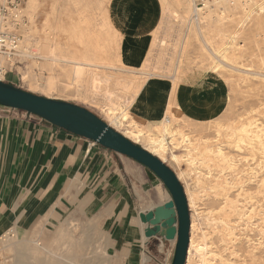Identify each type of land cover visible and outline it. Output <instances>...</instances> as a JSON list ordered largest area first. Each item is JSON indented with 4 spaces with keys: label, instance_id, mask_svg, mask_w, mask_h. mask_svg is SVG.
<instances>
[{
    "label": "rangeland",
    "instance_id": "1",
    "mask_svg": "<svg viewBox=\"0 0 264 264\" xmlns=\"http://www.w3.org/2000/svg\"><path fill=\"white\" fill-rule=\"evenodd\" d=\"M24 6L25 44L55 65L46 60V71H40L34 66L41 59L20 57L22 88L52 94L63 86L55 99L81 100L76 104L108 124L122 123L115 129L123 135L139 129L153 92L162 114L170 110L188 139L163 137L164 162L182 174L185 195L197 204L198 214L188 204L193 236L210 255L204 260L191 247L188 264H264V0L205 1L198 9L193 0L136 2L121 12L129 18L148 9L156 22L137 38L119 36L109 22L108 8L120 6L115 0H25ZM136 93L138 105L128 116L123 108ZM105 105L114 110L105 111ZM190 141L193 159L186 156ZM138 144L148 146V137ZM173 155L182 160L178 168L170 164ZM157 185L170 198L163 183ZM104 236L93 216L69 215L49 232L10 240L1 264H106ZM171 240L160 249L149 239L143 264H170Z\"/></svg>",
    "mask_w": 264,
    "mask_h": 264
},
{
    "label": "crops",
    "instance_id": "2",
    "mask_svg": "<svg viewBox=\"0 0 264 264\" xmlns=\"http://www.w3.org/2000/svg\"><path fill=\"white\" fill-rule=\"evenodd\" d=\"M141 1L115 0L119 8H108L109 22L119 36L141 37L156 24L148 9L134 10L129 18L121 12ZM16 67L4 81L22 88ZM58 92H65L64 87L38 94L61 98L54 95ZM67 100L83 104L74 97ZM158 180L131 157L36 114L0 105V233L13 229L17 236L34 237L69 215L87 214L105 235L106 264H143L150 241L143 235L139 213L153 207H147L150 201L162 204L170 199L158 190Z\"/></svg>",
    "mask_w": 264,
    "mask_h": 264
},
{
    "label": "water",
    "instance_id": "3",
    "mask_svg": "<svg viewBox=\"0 0 264 264\" xmlns=\"http://www.w3.org/2000/svg\"><path fill=\"white\" fill-rule=\"evenodd\" d=\"M0 105L36 114L53 125L93 140L144 165L158 177L170 199L139 213L143 235L159 245L175 238L170 264H185L190 239V212L177 174L158 156L127 138L88 108L46 97L0 80Z\"/></svg>",
    "mask_w": 264,
    "mask_h": 264
},
{
    "label": "bare ground",
    "instance_id": "4",
    "mask_svg": "<svg viewBox=\"0 0 264 264\" xmlns=\"http://www.w3.org/2000/svg\"><path fill=\"white\" fill-rule=\"evenodd\" d=\"M179 5V4H178ZM25 11V6L24 9ZM174 11V10H173ZM177 12V11H176ZM175 14V13H174ZM23 31L26 33L27 29H23ZM188 39V38H187ZM184 44V43H183ZM35 47V46H34ZM21 58H25V59H30V58H38L41 59V62L38 63V65H35L34 67H37L40 71L45 70L46 71V60H50L52 62V66L55 65V60L54 59H50L47 56H43L41 54H38L37 56H35V53L30 49V47H28L25 44V41L21 40ZM40 50V49H39ZM33 63V62H32ZM36 63V64H37ZM72 64V63H71ZM60 65V64H59ZM58 65V66H59ZM66 65V64H65ZM77 65V64H76ZM67 67V66H66ZM74 67V66H73ZM70 69V68H68ZM79 68H75L74 70V77H77L79 75ZM83 69V68H82ZM48 70V69H47ZM95 70V69H94ZM50 71V70H49ZM85 74V73H84ZM103 78V77H102ZM51 79V78H50ZM59 79V78H58ZM53 80V79H52ZM54 80H56L54 78ZM69 82V81H68ZM172 82V81H171ZM54 83V82H53ZM74 85V84H73ZM57 86V85H56ZM75 86V85H74ZM93 86V85H92ZM133 86V85H132ZM175 86V85H174ZM173 86V87H174ZM88 87V86H87ZM78 89V88H77ZM88 89V88H87ZM86 89V90H87ZM50 90V89H49ZM51 91V90H50ZM78 91V90H77ZM79 92V91H78ZM86 92V91H85ZM85 94V93H84ZM92 95V94H91ZM148 95V94H147ZM88 99V98H87ZM139 99V95L138 93L135 94V96H133L130 105L127 108H123V111L126 112V114L128 116H130V107H136L138 105V100ZM113 105V104H112ZM169 106L167 105V108ZM105 111H113L114 108L112 106H104ZM169 109V108H168ZM164 114H162L161 110L159 109V101L158 98L153 94L152 92V103L148 104L145 106V108H143V111L140 113V121L138 124V128L136 130L133 129H128L126 132H124V135L126 137H128L129 139L133 140L136 143L140 142V137L143 135H146L148 137V141H149V145L144 146L145 149H147L148 151H150L151 153L155 154L156 156H158L161 160L164 161L166 152H167V146H166V150L164 147V138L165 135H169L170 137H173L174 135L178 134L179 138L182 139H187V136L185 135V133L181 130V128L178 125V122L174 119H172V116L170 114V110H164ZM168 111V112H167ZM181 115V114H180ZM182 116V115H181ZM180 119V118H179ZM182 119V118H181ZM179 121V120H178ZM181 123V122H180ZM111 125V124H109ZM122 123L118 124L115 123L113 124L112 127L114 128H118L119 126H121ZM144 131V133H143ZM189 137V136H188ZM190 139V138H189ZM207 141V139H202L201 138V142L205 143ZM190 145L192 147L187 149V154L186 156H188L190 159H193L192 156V149H193V143L190 141ZM213 153L216 150H212ZM220 150H218L219 152ZM222 153V152H221ZM221 153H217L218 155H221ZM171 154H173V152H171ZM170 154V155H171ZM209 154L205 153L204 157L205 158H209ZM182 160L179 156L173 155L170 159V164L174 165V167L178 168L181 166ZM182 173H184V171H182ZM177 174V173H176ZM177 177L179 179H182V174H177ZM187 193V200H188V204L190 207V210L194 211V213L198 214L199 212L197 211V204L195 201V198L192 197L190 195V193L188 191H186ZM242 214V213H241ZM244 213L239 217V220L243 219ZM229 223V222H228ZM243 225L246 226V228L248 227V225L246 223H244ZM245 228V229H246ZM196 226L194 223V219H193V213L191 215V224H190V239H189V246H188V254H187V258H186V262L185 264H188L189 260V254H190V249L191 247L196 248L197 250H200V252L202 253L203 259L205 260L208 256H210L207 252V247L206 246H202L201 244L197 243L195 241L194 238V232H195ZM242 229V228H240ZM239 229V230H240ZM243 229V230H245ZM225 230V229H224ZM225 233V232H224ZM241 232H239L240 234ZM261 233H264L261 232ZM242 234V233H241ZM224 236H226V234H224ZM233 238V237H232ZM236 239V238H235ZM202 247V250H201ZM208 254V255H207Z\"/></svg>",
    "mask_w": 264,
    "mask_h": 264
},
{
    "label": "built area",
    "instance_id": "5",
    "mask_svg": "<svg viewBox=\"0 0 264 264\" xmlns=\"http://www.w3.org/2000/svg\"><path fill=\"white\" fill-rule=\"evenodd\" d=\"M205 1L215 2L216 5L222 2V0H193L194 7L201 8ZM24 3L25 0H0V80L3 81L9 71L22 63L20 61L22 33L23 29L29 26V20L23 13ZM169 145H171L170 141ZM15 237L17 234L13 229H6L0 233V264L3 260V248ZM143 253L145 254V251Z\"/></svg>",
    "mask_w": 264,
    "mask_h": 264
}]
</instances>
